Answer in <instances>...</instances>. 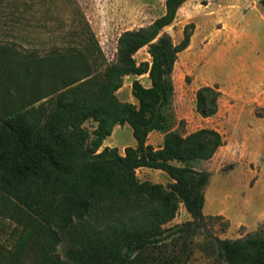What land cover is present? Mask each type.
I'll return each mask as SVG.
<instances>
[{
	"label": "trees",
	"instance_id": "obj_1",
	"mask_svg": "<svg viewBox=\"0 0 264 264\" xmlns=\"http://www.w3.org/2000/svg\"><path fill=\"white\" fill-rule=\"evenodd\" d=\"M188 1L166 0L163 16L124 32L113 62L78 5L65 48L40 55L10 40L0 44V216L21 228L18 249L32 253L34 264H187L199 236L210 264H264V234L221 239L214 226L224 221L226 232L230 222L203 211L212 175L191 164L211 161L225 145L223 135L203 128L185 137L166 133L158 149L148 143L151 133L166 131V77L195 34L189 23L175 44L165 32ZM19 2L0 0L8 30L32 16V7ZM145 48L151 59L138 62ZM131 76L150 82H132L137 104L118 97ZM221 96L217 85L199 88L197 113L216 116ZM126 125L136 147H126L124 155L103 148L115 127ZM142 168L162 171L171 182H143L137 176ZM181 207L191 219L167 228Z\"/></svg>",
	"mask_w": 264,
	"mask_h": 264
},
{
	"label": "rangeland",
	"instance_id": "obj_2",
	"mask_svg": "<svg viewBox=\"0 0 264 264\" xmlns=\"http://www.w3.org/2000/svg\"><path fill=\"white\" fill-rule=\"evenodd\" d=\"M19 1L22 7H32V16L19 24L17 31L8 30L11 25L6 26L0 19V44L10 40L21 51H35L40 55L53 47L65 48L71 43L66 39V33L74 27L73 6L78 5L107 60L113 62L119 37L126 31L147 27L163 16L166 0H73V3L69 0H34L31 4H26L29 0ZM260 1L191 0L180 9L175 23L165 29L178 44L183 38L184 27L189 23L196 25L192 47L179 55L174 72L166 77L170 93V103L164 110L166 131L153 132L148 143L158 149L163 145L166 133L185 137L203 128L215 129L223 135L224 148L219 149L211 161L191 164L195 170L212 175L204 213L213 217L222 215L230 222L226 232L222 230L224 221H217L214 226V234L221 239L264 234V129H252L254 124L247 111L239 127L230 126L226 118L231 113H239L236 104L240 97L231 84L235 71L245 73L244 66L239 65L245 63L247 74L254 79L261 72L257 66L264 62V7ZM150 59L146 48L136 55L138 62ZM137 79L145 87L150 86L147 76L127 77L118 92L122 102L137 104L132 96V82ZM215 85L222 92L220 112L214 118L203 119L196 111V92L203 86ZM247 87L250 92V87L263 88L264 83H250ZM86 127L93 130L95 125L87 123ZM110 142L119 149L137 145L128 125L119 128ZM119 152L124 154V151ZM137 176L143 182L164 186L171 182L168 174L147 168L139 169ZM190 219L181 207L177 217L166 227ZM20 236L21 228L0 216V264H34L32 253H21L18 249ZM202 242L201 236L195 239L194 253L187 264L212 262V258L199 250L198 245ZM64 249L65 245L58 248L62 259Z\"/></svg>",
	"mask_w": 264,
	"mask_h": 264
},
{
	"label": "crops",
	"instance_id": "obj_3",
	"mask_svg": "<svg viewBox=\"0 0 264 264\" xmlns=\"http://www.w3.org/2000/svg\"><path fill=\"white\" fill-rule=\"evenodd\" d=\"M190 2H191V0L188 1L184 6L188 5ZM193 41H194V39H193ZM191 43H193V42H191ZM190 47H192V45ZM239 66H244L245 73L239 74V72L235 71L236 72L234 74L235 78H233V80L231 82V84L235 88L234 89L235 92H237V94L240 97V99H239L240 101L236 104V107H237V110H239V113H231L230 115H226V118H227L228 124L230 126L238 125V127H239L241 121L243 120V115L247 111L249 113L250 119L252 120V123L254 124L252 126V129L255 131H257V130L260 131L261 129H264V112L262 110V109H264V87L263 88L250 87V88H252L251 89L252 91L248 92L249 87H247V86L250 83H255V85L258 83L261 84L262 82L264 83V62H261V64L257 66L258 68H261V72L258 74V77L254 78V79L249 77V74H247L245 63H242ZM244 86H246V87H244ZM219 112H220V103H219ZM219 112H218V114H219ZM218 114L216 116H218ZM259 114H263V116H260ZM216 116H214V117H216ZM214 117H212V118H214ZM208 119H210V118H208ZM119 128H121V127H119V126L115 127L112 136L115 134V132ZM253 130H251V132H253ZM111 137L104 141L103 148L104 147L116 148L110 142ZM126 147L127 146L123 147L122 149H119V148L118 149L120 151H124ZM222 148H224V147H222ZM205 196H206V203H205V207H204V212L207 209L209 187L206 190Z\"/></svg>",
	"mask_w": 264,
	"mask_h": 264
}]
</instances>
